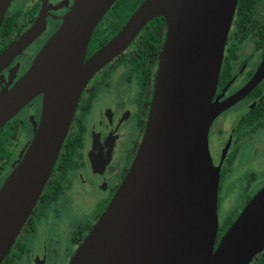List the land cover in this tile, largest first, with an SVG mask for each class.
I'll use <instances>...</instances> for the list:
<instances>
[{
  "label": "water",
  "instance_id": "obj_1",
  "mask_svg": "<svg viewBox=\"0 0 264 264\" xmlns=\"http://www.w3.org/2000/svg\"><path fill=\"white\" fill-rule=\"evenodd\" d=\"M12 0H0V23ZM115 0H73L28 70L0 90V128L41 96L33 137L0 187V264L29 218L88 80L163 17L166 38L148 122L111 201L68 264H250L264 249V186L216 243L219 166L208 129L237 0H142L121 29L86 58L91 34ZM35 23L0 55V70L32 41Z\"/></svg>",
  "mask_w": 264,
  "mask_h": 264
},
{
  "label": "flooded vegetation",
  "instance_id": "obj_2",
  "mask_svg": "<svg viewBox=\"0 0 264 264\" xmlns=\"http://www.w3.org/2000/svg\"><path fill=\"white\" fill-rule=\"evenodd\" d=\"M116 1L94 28L90 41L95 35L96 41L91 49L89 41L86 58L114 36L141 3L125 14L114 13ZM72 3L73 0L9 3L0 23V55L35 23L42 25L39 34L0 70V90L14 84L28 70ZM161 18L154 37H146L154 31L155 24H149L150 20L118 56L86 83L51 175L1 264H20L17 255L26 254L30 264H46V245H39L41 253H34L28 249L26 238L36 232L38 219L46 213L60 215L66 208H73L84 217L89 215L88 220L81 218L72 223L66 246V254L71 258L111 201L135 158L148 122L159 56L166 38V24ZM106 29L107 34L103 32ZM212 102L225 103L207 134L210 158L220 169L219 215L221 186L229 174H244L248 188L253 181L259 182H255L258 172L250 169L256 167V159L260 162L264 136V0H237ZM40 112L38 96L0 128V187L31 141ZM248 146L250 158L256 161L251 165L240 160L241 151ZM263 186L264 182L257 186L245 204ZM234 219L223 228L218 224L216 243ZM260 253L250 264L261 257Z\"/></svg>",
  "mask_w": 264,
  "mask_h": 264
},
{
  "label": "rangeland",
  "instance_id": "obj_3",
  "mask_svg": "<svg viewBox=\"0 0 264 264\" xmlns=\"http://www.w3.org/2000/svg\"><path fill=\"white\" fill-rule=\"evenodd\" d=\"M261 139L263 141L260 162L256 159V167L253 168L250 166L252 167L250 170L255 169V171L258 172L255 182L258 180L259 182L254 184L253 181L251 187L248 188L250 185L246 184L245 180L247 177H245L244 174L237 177L229 174L221 186L222 201L220 203L218 219L219 226L222 228L226 225L228 220L234 219L240 213L245 205V200L255 192L257 186L264 182V136H261ZM248 150H251V146H248L241 151L240 160L249 162L251 165L250 162L256 161L254 160V157L250 158L251 152H248ZM250 180H252V178ZM91 194L95 196V192H91ZM75 211L76 210L73 208H66L63 209L60 215L46 213L45 217L38 219L39 221L37 220L36 232L26 238L28 249H31L34 253H41L42 249H39V247L44 243L47 247L46 264H67L70 255H68L69 253L66 254V246L69 243L71 235L70 231L73 228L72 223H77L81 218H86V220H88L89 217V215L88 217H84L83 214H77ZM224 219L226 220L223 221ZM17 257L19 258L18 262H20V264H30L28 254L21 257L20 255H17Z\"/></svg>",
  "mask_w": 264,
  "mask_h": 264
},
{
  "label": "trees",
  "instance_id": "obj_4",
  "mask_svg": "<svg viewBox=\"0 0 264 264\" xmlns=\"http://www.w3.org/2000/svg\"><path fill=\"white\" fill-rule=\"evenodd\" d=\"M119 1L120 0H117L115 2L114 6H113L114 8L112 10L114 11V13H116V12H122V13L123 12L124 13L125 12H129V10H133L138 5V3L141 2L142 0H122L121 4H119ZM120 16L122 17V15H120ZM151 23H154L155 24L154 25V31L148 33L146 35V37L147 36L148 37H151V36L154 37L155 36V31H156L158 25H160L162 23V18L161 17H156V18H154L153 20H151L149 22V24H151ZM107 31H108V29H106L103 32H106V34H107V33H109V31L108 32ZM95 37H96V35H95ZM95 37L91 38V41H90V49L93 46V42L96 41ZM229 222H230V220H229ZM260 254H261V257L254 264H264V249L262 250V252Z\"/></svg>",
  "mask_w": 264,
  "mask_h": 264
}]
</instances>
